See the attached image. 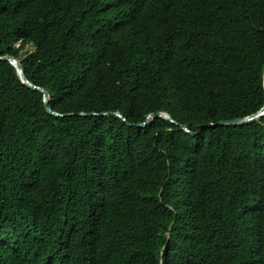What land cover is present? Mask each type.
Returning <instances> with one entry per match:
<instances>
[{
  "label": "trees",
  "instance_id": "obj_1",
  "mask_svg": "<svg viewBox=\"0 0 264 264\" xmlns=\"http://www.w3.org/2000/svg\"><path fill=\"white\" fill-rule=\"evenodd\" d=\"M8 55L58 116L0 61V264H264V114L206 126L264 108V0H0Z\"/></svg>",
  "mask_w": 264,
  "mask_h": 264
},
{
  "label": "water",
  "instance_id": "obj_2",
  "mask_svg": "<svg viewBox=\"0 0 264 264\" xmlns=\"http://www.w3.org/2000/svg\"><path fill=\"white\" fill-rule=\"evenodd\" d=\"M0 61H7V62H10L12 65H14L16 67L18 73H19V76H20L21 80L26 85H28L29 87H31L33 89H36L38 91H41L44 94V102L46 103L47 109L52 114H54L55 116H58L57 113L52 111V109H51V107L49 105V99H50L49 94L44 89L33 85L27 79V77L25 75V72H24V69H23L20 61L17 58H15L14 56L8 55V56L0 57ZM263 114H264V108H263L262 112H259L258 114H255V115L250 116V117H246V118H242V119H235V120H230V121H221V122H218V123H210V124H208L206 126L215 127V126H224V125H243V124L252 123V122H255V121L259 120L263 116ZM81 115H86V114L81 113ZM90 115H96V113H91ZM104 115H117L118 117L123 118V116L120 113H106ZM158 116L163 118V119L169 120L172 123H175V121L167 114L159 113ZM153 117H155V116L154 115H150L148 117V121L151 120ZM143 125H146V123H144ZM184 129L188 130L186 127H184Z\"/></svg>",
  "mask_w": 264,
  "mask_h": 264
},
{
  "label": "rangeland",
  "instance_id": "obj_3",
  "mask_svg": "<svg viewBox=\"0 0 264 264\" xmlns=\"http://www.w3.org/2000/svg\"><path fill=\"white\" fill-rule=\"evenodd\" d=\"M263 110H261L260 112H262ZM258 114V113H257Z\"/></svg>",
  "mask_w": 264,
  "mask_h": 264
}]
</instances>
